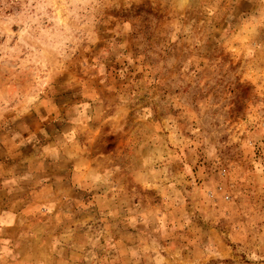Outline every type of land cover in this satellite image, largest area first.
<instances>
[{
    "label": "rangeland",
    "instance_id": "1",
    "mask_svg": "<svg viewBox=\"0 0 264 264\" xmlns=\"http://www.w3.org/2000/svg\"><path fill=\"white\" fill-rule=\"evenodd\" d=\"M0 264H264V0H0Z\"/></svg>",
    "mask_w": 264,
    "mask_h": 264
},
{
    "label": "crops",
    "instance_id": "2",
    "mask_svg": "<svg viewBox=\"0 0 264 264\" xmlns=\"http://www.w3.org/2000/svg\"><path fill=\"white\" fill-rule=\"evenodd\" d=\"M39 237H41V235H33L32 236V238H39ZM24 238H26V237H24Z\"/></svg>",
    "mask_w": 264,
    "mask_h": 264
}]
</instances>
